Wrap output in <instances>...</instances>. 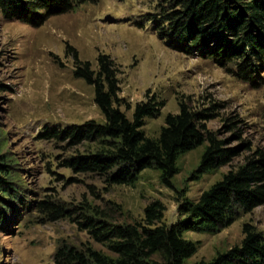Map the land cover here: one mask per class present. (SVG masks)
Masks as SVG:
<instances>
[{
    "label": "rangeland",
    "instance_id": "rangeland-1",
    "mask_svg": "<svg viewBox=\"0 0 264 264\" xmlns=\"http://www.w3.org/2000/svg\"><path fill=\"white\" fill-rule=\"evenodd\" d=\"M175 4L84 0L38 27L0 12V145L1 154L13 159L15 178L9 180L17 190L16 196L7 195L1 202L0 264H54L64 242L91 243L114 256L84 229V215L105 217L112 224L143 222L145 208L159 201L166 208L163 222L170 225L181 217L179 190L186 189V197L197 200L247 155L264 151V62H255L250 79L238 74L237 64L219 62L203 48L188 52L183 41L167 31L171 24L166 14ZM99 54H108L117 69L121 91L116 106L129 118L137 103L154 95L165 102L158 116L147 118V136H158L165 116L179 112L180 101L196 110L215 105L206 126L239 154L215 172L190 179L207 143L199 146L179 159L173 187L163 185L154 169H145L129 186L111 185L99 172L71 166L69 161L89 155L94 143L47 135L105 121L94 101V87L74 76L77 57L97 70ZM228 119L234 122L232 128ZM42 201L68 212L56 217L41 208ZM245 223L264 234V205L251 212L240 209L236 220L219 232H186L185 238L198 242L186 263L209 261L240 245Z\"/></svg>",
    "mask_w": 264,
    "mask_h": 264
},
{
    "label": "trees",
    "instance_id": "trees-1",
    "mask_svg": "<svg viewBox=\"0 0 264 264\" xmlns=\"http://www.w3.org/2000/svg\"><path fill=\"white\" fill-rule=\"evenodd\" d=\"M84 0H0V12L7 18L38 27L52 16L65 14ZM171 2V1H170ZM173 10L166 14L171 24L167 31L183 41L188 52L197 48L219 62L237 64L244 78H252L256 61L264 62V0H175ZM167 31H159L165 35ZM171 45V43H169ZM207 49H209L207 52ZM74 76L94 87V101L104 114L105 121H90L70 126L47 136L69 137L75 142L94 143L89 155L69 161L74 168L99 172L111 185L134 186L145 169L159 172L160 182L173 187L178 174L179 159L207 143L200 162L190 179H200L213 173L239 154L237 147H226L218 132L206 126L213 115L212 108L193 109L180 101L179 112L168 113L158 136H147V118L156 117L165 105L152 96L135 105L132 118L116 106L120 81L117 69L108 54H99V68L90 61H81ZM222 64V63H221ZM230 121V119H228ZM233 121L229 122L230 128ZM11 156L1 154L0 145V218L1 202L5 196H16L12 187L15 169ZM14 164H17L14 162ZM182 195L178 210L181 217L172 224L163 222L165 206L159 201L145 208L143 222L112 224L107 219L84 215V229L98 243L114 254L97 250L91 243L78 246L64 242L55 252L54 264H187L198 250V242L185 238V233H216L229 227L238 211L251 212L264 205V151L257 149L243 163L225 173L222 179L203 191L197 200ZM2 195V196H1ZM41 208L54 212L56 217L68 211L52 202L42 201ZM240 245L218 252L209 261L191 264H264V234L245 223Z\"/></svg>",
    "mask_w": 264,
    "mask_h": 264
}]
</instances>
